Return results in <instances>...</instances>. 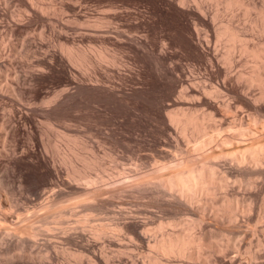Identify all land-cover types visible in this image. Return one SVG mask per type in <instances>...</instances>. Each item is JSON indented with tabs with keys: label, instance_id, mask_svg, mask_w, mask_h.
Returning a JSON list of instances; mask_svg holds the SVG:
<instances>
[{
	"label": "rangeland",
	"instance_id": "374dc122",
	"mask_svg": "<svg viewBox=\"0 0 264 264\" xmlns=\"http://www.w3.org/2000/svg\"><path fill=\"white\" fill-rule=\"evenodd\" d=\"M63 1H65V0H63ZM63 1L61 0L60 2H63ZM68 1L73 2L74 0H68ZM75 1H77L79 3L75 2ZM75 1L74 2L77 3L76 4L77 6L74 10L64 9L65 10L64 11L60 6L59 0L58 1L57 0H6V1L0 0V24H1L0 27H2L0 29H4L3 24H5L6 21L13 22V19H14L15 22H18L19 20H22V22L19 21L21 23L18 22L19 24H22V26H21L22 29H20L21 30L20 34L15 35V34L6 33V34H8L6 36V34L4 35V34L0 33V38L3 37L2 38L3 40L1 39L2 42L0 41L1 42L0 46L2 43H3V45L5 44L4 46L0 47V48H2L0 50H3V47H4L3 51H5V48L8 51V52L5 51L4 53H3V51H1L2 52L1 54H4L6 56L8 55V56H7V62L6 61L0 62V65H2V66H0V70H1L0 76L2 75L0 77V81L3 82V79H6V80L8 79V81L5 80L4 82H9V80L11 81L14 79H16V81H17L18 80L17 78L20 77L17 82L19 84V83H22V81L24 80L23 84H20V85H21V88L25 91L24 95L25 96L27 95L25 97L26 100L23 96L22 99H19L20 101L18 100V102L17 101L14 102V100H11L8 98H6V99L3 98V99H4V101L6 100V102L13 101L15 104L18 103V105H20L18 107H20L22 109H26L25 106L28 105L27 101H29V100H27L29 94H26V93H28V90H30L31 85L40 86L41 89L44 92H46L47 94L49 93V95L52 94V91L54 93V92H59L60 89L64 90V88L62 89L64 84H65L64 87L65 86L67 87V89L65 87L66 90H71V91L75 90V86H74L73 81L63 80L62 78L60 79L54 75H47V73L49 72V68L47 70H45V68H47V67L45 65H43L42 63H40L39 59H41L43 56L45 57V55H46L45 59L49 60V58L47 56H48V53H50V51H54L56 53L62 52V54L65 55V59H67V62L71 65L70 69L73 72L75 71L74 72L75 77H76L75 79L80 80L81 82L82 81L83 82L86 81V83L89 82L90 80L87 79V76L78 74L79 69H80L79 64L74 62V61L72 62L68 59L63 47L65 45H69V43L71 44L73 42L79 43L85 47L86 46L90 47V45H93L94 47H98L99 45L102 44V43H99V38L91 36V37L84 38L82 41H79L78 35H76V34H78L79 30H80V31L87 32V35H88L90 31L85 30V29H88L90 27L104 28L106 31L103 32V34L105 36L110 37V41L105 43L106 48H107L106 49V53H107L106 58L100 59L99 63L97 64L96 69H98L97 70L98 73H100V74L102 73V75H99V77L102 79V81H99V82H103V84H105V85H111L112 84L111 85L112 87H114L118 90H123L126 94H128L125 97L123 96V98H121V100L124 102H121L120 105L113 106V109L111 110V114H109L105 123H99L98 125H96V127L98 126L97 130L85 131L86 127L83 124L85 122V120L82 118H75L74 117V113H75L74 111H76V108H77L76 103L69 104V105L65 106L66 108L63 107L62 110H64V111L61 110L60 113L56 117L52 118V120L54 119L57 122L59 120V122L63 123L61 125L57 122L55 124V121H52V122L51 121L48 122L47 120L44 121L45 118L42 117L41 111L39 112V109H36L34 111L33 110L28 111V109H26L24 111H27V113L30 116V118L32 119L33 123L35 124V126L39 130H40V128H42V126L46 127V124L48 123V125H47V126H49L48 129H51V130H49L50 131V133H49L47 127L46 128L43 127L44 130H41V131H43V132L47 131L48 132V133L46 132V134L44 136L41 135L42 138L44 137L43 139H46L47 134H49L50 136L53 134L54 136L52 138H54L55 135H57L55 137V138H57V140L54 138L53 142L49 141V143H50L49 146H51L54 142L56 143V145L53 144L54 148L52 145L51 150H50L51 147H49V149H43V150L48 151V152L46 151L47 155L45 152L46 160H48V161H50V159H53V157H56L59 154L58 157L54 158L55 162L57 161L56 164L58 167V174H59V178H60L58 180L59 183L56 182L55 187L57 188L58 186H62L63 185L62 182H65L66 178L69 179L70 177H74L75 181L83 184V181H84L83 175H84V172H86L89 175H91V179H92L91 182L89 181L87 183L88 184L87 186H89L90 188H92L94 190H99V191L101 190L100 193H102V195L108 191V193H107L108 196H107V194L103 195V196L102 195L98 196V195H100V193H99L96 195V197H94L95 199L91 198L90 202L94 203V205L92 206L91 209L90 208L86 209V207L84 209V208H81V207H83V205H78L75 207L77 211L75 210L74 212H76V213H73V214L71 213V215L66 213L63 215L64 217L63 216L62 217L61 216H59V217L55 216L57 219L59 218L58 221L55 220L56 218L54 216H49V217H47L48 219H46V220L48 222V220L50 219L49 221L51 223L46 222L45 223L46 227L44 224H42V221H40V219L37 216V215L42 214V210H38L36 212L37 214L35 213L31 217H33L32 219H34V220L36 219L35 221L37 223H35V221H33V225L36 224L35 226H39V229L37 230L39 233L37 232L36 234H34L35 236L29 235V237L31 236L33 238L32 239L33 244H31V242H29V244H28L29 246L27 245V247H26L27 249L29 248L28 250H31L32 246L35 248L39 246L36 249H34V248L32 249L33 254L35 252L34 258H33V254H31L32 252L29 251V253L32 255L31 256L28 253V250L24 247L26 249V251H25V249H22L24 251V253H21L22 250L17 249L19 251H17V250L15 251V249H14L15 255H13V250H12V252H11L12 257L10 256L11 257L10 260L14 261L15 263L12 262L14 264H34L33 263L34 260L35 261L37 260L36 262L34 261L35 264H41V263H38L41 260L44 262L42 264H56L57 261H58V264H64L65 261H66V263L68 262L67 260H69V263H71V264L72 263L73 264H77V263L88 264L89 262H86L87 260L83 259V258H86L85 257L86 255L85 256L83 255L84 257L80 256V258H79V257H74L73 255H71L69 253L70 250H74L76 245L73 244L72 242H66L63 239V236L67 235L66 234L67 232H64V230L69 229L68 231H70V229H71V231H72V230L77 229L76 231H78V229H80V230H84V232H86V230H88V231L92 230L91 233L89 231V233L92 235L93 231L98 229L103 224H104L103 226L106 228V233L104 234V236H102L103 238L99 237L97 239V241H98L97 243H100V245L104 244L105 248H107L106 251L108 250L107 253L110 252V255L109 254L108 255L110 256L111 259L113 258L112 259L113 261L111 262L112 264H150L151 259H150L149 255L154 254L156 252L159 253L160 261H162L166 264H194V263L195 264H201V260L204 257L207 258L209 256L208 259H213V257L215 255H220L221 252H216V253L211 252L210 253L209 250L205 249V252H204V250H202V252L196 251L197 255L194 256L192 253L193 248L189 247L188 250L186 251L187 254L186 253L182 254V255H178L176 253L167 254V253H160L153 246H146L147 245L146 243L137 244V243L130 241L129 237L132 234L131 228H132L133 220L140 218V217L145 218L146 216H150L152 214L161 215L165 220H173L174 222H176L175 225L165 226L163 229H158V228L154 227L155 224H152L151 232L153 234H155L157 236V238L161 237L162 234L165 233V231L174 232V233L180 232L183 229V227H185V226H186L185 229L187 230V232L189 233L190 236H196V235L200 234L199 233L201 231L200 225H204L206 223L205 222L206 218L205 219L203 218L204 220L202 219L200 222L197 221L200 219V216H199L200 212L197 210L198 205H197V207H196V205L193 206V204L195 202L191 203L192 209L194 207L193 212L191 211L188 213L187 211H184V210L175 211V210H173V208H171V205L177 203L176 197L179 196V190H178L177 185H174L172 188H170L169 192L165 193L163 191H155V190H152L150 188V187H153L155 185H159V186L163 185V183L160 179H154V181H153V179H151L150 181L142 182V183H139L136 185H132V184L137 182V180H138L137 178L134 177L136 172L149 170L152 167H154L157 163L163 164V166H167L169 164L175 165L174 168L177 169L180 173L182 172L181 174H182L183 178L185 179L186 183H189L191 181L189 170H188L189 166L195 162H200V163L203 162V159L205 157V152H206L204 149L207 150L209 147H211L209 142H208V144H206L207 142H205L206 136H208V135L205 133L199 132V128H203V127L205 128L208 126V124H212L213 121L216 122L217 119L220 121L219 118H221V115L219 117L217 114L216 116H218V117H216L214 115L211 119L208 118V115L206 113H207V111H211V110H210V108L205 106L204 103H202L200 101L196 102L193 99L192 103L184 105V106L189 105L190 108L194 109L195 115L197 116L196 124H198V127L189 126L186 130V133L182 132L180 126H173L172 122L167 119L166 115H167L168 111L166 109H164V107L167 106L168 104L169 105L167 106V108L168 107H174V104H172V101H173L172 99H173V96L175 97L176 95L180 94V89L182 88V86H180V83L183 81V79L188 77V80L190 82H192V84H194L195 87H197L198 91L199 90L201 91V92L199 91L200 96L207 94L205 92L202 93V91L205 89H210L211 84L213 85V84H217V83H221V82H223L224 86H226V87L235 88L236 91L242 93L244 96L246 95V97L249 99L252 96V94H251L252 92L258 93V92L264 91V86H263L264 80H258V79L253 80V83L250 86L251 89L249 91H247V90L250 87L245 89L246 91L242 88L243 82H244L243 80L245 79V77H247L249 75V73L254 71L255 69L258 70L260 73L263 72L262 76L264 77V75H263L264 74V55H260V54L255 55V54L248 53V52L244 51L242 49V45L245 44L246 42H244L242 40V38L241 39L236 38L233 40V39H230L227 35L222 36L219 39L216 38L214 33L212 32V30H208L207 26L203 23V19L208 20V21L212 22L213 24L215 21L217 24H220V25L227 22L228 24H230L232 26L234 25L233 27L236 26L235 28L239 29V31L241 32L240 35L241 36L243 35L242 36L243 39L245 38L244 40H246L248 42V43H246L247 45L248 44L250 45L252 43V41L253 42H255V41L256 42H259V41L264 42V17H262L258 14V11L260 10V8L263 9V14H264V0H244V2L245 1L246 2L252 1V2L256 3V7H250V8H245L244 5L240 2V0H79V1L75 0ZM30 2H32L33 5L36 4L37 6H39L38 4H40L41 6L49 5L48 7L45 6L46 7L45 11L49 12L51 9L50 13L51 12H55V13H54V15H52V13H51L52 16L50 15V13H48L49 14L48 15L46 12L44 15L43 14L44 11L40 12V13L39 12L33 13L32 10L29 11V9H30L29 6L31 4ZM81 4L83 7L81 6ZM2 6L7 7V9H8L7 14L2 13V9H1ZM49 7H51V8H49ZM26 9L29 12L24 11ZM11 11H13V12H11ZM74 11H78V13L86 14L85 17L90 19V20H88L85 23H80L78 21H75L76 19L74 16L76 15V12L74 13ZM80 11H82V12H80ZM111 11H112V13H111ZM116 12L120 13V15H117L118 13L116 14ZM26 13L27 14L29 13L30 15H27ZM106 13H107V15H106ZM121 13H123V14H121ZM46 14L49 16V18H48V16L46 17ZM102 14L105 17L102 18ZM32 15H33V17H32ZM25 16H27V17H25ZM27 18H29V19H27ZM46 18L48 21L46 20ZM51 18L53 20L56 19V21L54 20V22H56V24H57V21H58V24L56 25L54 22H52ZM24 19H26L27 21H25ZM44 19H45V21H44ZM62 19H63V22H62ZM16 20H18V21H16ZM49 20H51V22ZM23 21H24V23H23ZM43 21H44V24L42 23ZM61 22L62 23L65 22L66 25L68 24L67 27H65V29H64V31L66 32L65 35L62 34V31L58 35L59 31L61 29L63 30V28L57 27V26H59V24ZM88 22H89V24L87 25ZM51 23H53L55 25L54 26L52 24L55 27V28H53V30L51 28V27H53V26H51ZM69 23L71 24V26ZM98 23L101 25H98ZM216 23L214 25H217ZM45 24H46V26H45ZM76 25H78V27ZM28 26H30V27H28ZM217 26H219V25H217ZM26 27H28V29H26V31H25ZM44 27L46 29H44ZM56 27L58 29H56ZM48 28H49V30H48ZM50 28H51V30H50ZM42 31H43V33H42ZM64 31H63V33H64ZM12 35H14V36H12ZM138 37L140 39L143 38V40L145 39L147 44L150 43L149 41L155 42V45L153 46V49H152V54H149V53L144 51V56L148 55L147 57H145L148 59L147 62H144V61L140 60L139 58H137L135 51L132 50V47H129V44H135L136 46H138V48H141V49L144 48L143 46L141 47V45L138 44V42L135 43L136 39H139ZM4 38H6V41ZM27 38H28V40H26V41H28V42L30 40H32L30 42H32L33 45L32 46L29 45L30 47H28V46L24 47V43H23L24 41L23 40L27 39ZM33 38L35 41L33 40ZM58 38H60V40H61L60 44H59ZM114 38H116V40H118L121 44L116 45L115 43H113L112 39H114ZM208 38H209V42H208ZM39 39H40V41L44 40V42L40 43L38 41ZM64 40L68 44L63 45ZM257 40H259V41H257ZM9 42H11V43L9 44ZM229 42H232L234 45L233 50L232 51L230 50L231 51L230 56H231L232 60H230L231 62H228V64L230 63L229 64L230 66L232 64L231 67L229 65H227V63L224 59V57L226 55L227 45ZM12 44L17 49V51H16L17 53L15 52V54L14 53L11 54L12 51L9 48ZM35 44H39L40 47H39V45H35ZM6 45H7V47H6ZM34 45H35V48H34ZM60 45H62V49H61ZM213 45H214V47H213ZM202 46H204V47H202ZM212 47L213 48L216 47V49H214V51H213ZM60 50H61V52H60ZM19 51H20V53L18 54ZM44 51L46 54L44 53ZM46 51H49V52L47 53ZM163 51L165 52L164 58L161 60V64L158 65V67H159L158 68L157 65L154 64L155 59H153L154 58L153 54L154 53H156V54L161 53ZM139 52H141V51H139ZM39 53H41V54H39ZM209 54L212 55L211 62H209L207 60V56ZM11 55H13V57L18 55V57L16 56L17 58H15V57L13 58ZM41 55H43V56H41ZM112 55L117 59L115 62L109 61V60H111ZM133 55H134V57H133ZM40 56H41V58H40ZM9 58H11L13 60L11 61V59H9ZM35 58H39V59H37L38 61ZM14 59L15 60L18 59V61L20 62L19 63L18 61H16V64L19 63L18 64L19 67L16 66V64H14L15 63ZM224 61H225V63H224ZM9 62L10 63L13 62V63L9 64ZM102 65L104 66V68ZM6 66H8V67H6ZM160 66H161L163 72L160 70ZM13 67H15V68H13ZM98 67H100V68H98ZM107 67L109 69H107ZM15 69L17 71L19 70L20 72L19 71L17 72ZM99 69H100V72H99ZM29 70L34 71V72L31 71L32 75L30 74L31 72ZM231 70H232V72L230 73ZM25 71L28 72L27 73L28 76L24 74V73H26ZM42 71H43V73H42ZM76 71H78V72H76ZM225 71H226V73H225ZM234 72H236V73H234ZM13 73L15 76L17 75V77H15V76L13 77L12 76ZM227 73H229V76ZM237 73L240 74L242 77L238 76ZM37 74H42L45 76H43V78L38 80L35 78V75H37ZM4 75H5V77H4ZM6 75L12 76L13 78L12 77L7 78ZM24 75H25V77H24ZM93 75H94V73H92V75H90V76H93ZM224 75H226V76H224ZM78 76H79V78H78ZM26 77H29V78H26ZM225 77H226V79L224 80ZM103 78H106V79L108 78L109 80L108 79L105 80ZM106 81H107V83H106ZM9 83L13 84L12 81ZM67 85H69V86H67ZM49 87H50V89H49ZM52 87L55 89H53ZM58 87H60V89L56 90ZM221 87L222 86H220V88H219L220 91L217 92V95L219 93V95L217 97L215 94H213V95L207 94V96L209 95V97L212 98L211 101H214V104H213L214 107H218V105H219L218 108L222 107L221 110H223L224 113L226 112V108H228V109L230 108V107H228V104H230L231 108L229 110L227 109L228 111H230V114H228L229 117H232L231 113L233 114V116H234V113L235 114L237 113L234 116V117L237 116L235 118V120L237 119L236 122H242V123H241V125H239L238 123H237L238 125L236 124L235 126L231 125L232 127L227 123H222L221 126L224 125L227 128V130L226 129L224 130L225 127L223 126L224 128H223V130L221 129V131L222 132L225 131L227 133L223 132V133H219V134L220 135L221 134H228L230 132L229 134L232 133L231 135H234V136H233V138L231 137L229 140H231V139L234 140V138L237 137V139H235V140L237 141V143L240 142L239 144L248 143V144L252 145L254 140L264 139V136H263L264 135V124H263L264 120H261V119H264V117H260V119H252L253 117L251 116L250 109L244 104L240 105L242 103L235 101V99L232 97V95H230V93H228V91L225 88H223V87L221 88ZM31 88H32V86H31ZM118 97H121V96L118 95ZM167 99H168L169 103L166 102ZM24 101L26 102L25 105L23 104ZM0 102L2 103V100H0ZM225 102L227 105L225 104ZM199 104H200V106H198ZM98 105H100V104H98ZM1 106H3V105L0 104V117L1 116L6 117L7 111H9L8 105L6 104V107H5V104H4V106L2 108H1ZM98 107L102 108V105H100ZM4 109H7V110L5 111ZM157 110H160V114L162 115L161 119L158 118L155 114V112ZM3 111H4V113H3ZM98 112H101V111L99 110ZM227 113H226V116H227V120H228L230 118H228ZM1 114H3V115H1ZM238 116H239L241 121L239 120ZM40 117H42V119ZM58 117H59V119H57ZM61 117H63L64 119ZM156 118H158V119H156ZM65 120H66V122H65ZM78 120L80 122H78ZM117 120H119L121 122H119ZM0 121H1V119H0ZM36 121H38V122H36ZM219 121L216 123L218 124ZM65 123H67L68 125H66ZM37 124H39V125L37 126ZM52 124L54 125V128H53ZM64 124L66 127H70V128L75 127L76 132L74 134L77 136H90L92 139V142L94 140V146H95L94 151L92 149H90L89 147L84 146L83 143L80 141H76V142L72 141L73 136H71V135H67V134L61 135L60 131L65 127ZM167 125L168 126L171 125V126H173V128H167ZM3 126L4 125L2 124V121H1L0 122V149L6 147V150L2 149L6 153H9L10 149H12L14 151L13 152L14 154L16 153L17 150H18L17 153H19L21 151L20 149L23 148V146H20V145L17 146L15 144V142H16L15 138L17 135L10 137L11 135H8V132L6 131V129H7L6 126H4V127ZM57 126H59L58 128L61 127L59 129V131L57 129ZM229 127H230V129H229ZM233 127H236V129ZM228 129L229 130L232 129V130L229 131ZM234 129L235 130L238 129V131L241 132V133L239 132V134H242V135L237 134V131L235 133ZM104 130L108 134L103 132ZM6 132H7V137L5 134ZM58 132H59V135H58ZM24 135H26V134L22 135L24 137L23 138L21 136V134H19L18 139L20 141H22V139H23L24 142H22V143H24V144H26V142L29 143L27 140V137H25ZM251 135H253V136H251ZM47 137H48V135H47ZM5 138L7 140H5ZM52 138L51 139L47 138V140H52ZM13 140H15V141H13ZM229 140L224 141L225 143H223V144L217 140H215L216 143L214 142V140H212L211 143L213 145L217 144L219 146V148L221 146V147L228 150V149H230L229 146H231L229 144H231V143L234 144V142H236L235 140L234 141L231 140L230 142H228ZM10 141H11V143H10ZM57 141H59V142H57ZM12 142H14L13 143L14 145H12ZM51 142H52V144H51ZM226 142H227V144L229 143L228 144L229 146L226 145ZM60 143H61V145H59ZM71 144H73V145H71ZM175 144L176 145L178 144V146H176ZM203 144H206V146L207 145H209V146L206 147ZM11 145L14 146L15 149ZM57 145H59V146H57ZM61 146H63L62 147L63 149L61 148ZM71 146L73 149H77V154L75 155L76 160H75L74 170H71L68 166V163L64 162L62 160V158L60 157L61 156L60 153L69 154V152L72 149ZM73 146H76V147H73ZM203 146H205V147H203ZM216 146L211 147V149L212 148L216 149L218 147V146L217 147ZM9 147H11V148H9ZM201 147H202V149H201ZM55 148H57V150L59 149L62 151L60 152L58 150L59 151L58 152ZM66 148H69V149H66ZM7 149L9 152H7ZM12 150H11V153H12ZM55 150H56V153L53 154V152H55ZM65 150H67L66 153H64ZM209 150H210V148H209ZM50 151H52V153ZM11 153H9V154H11ZM253 153L256 155H259V156H261V154H262V156H264V153L261 151H258V150H255V152H253ZM51 154H53L55 156H52V158H51ZM248 154L252 157V155H251L252 153L248 152ZM6 156L7 155H5V154H2V153L0 154V180H2V181H0L1 182L0 187H2V188H0L1 189L0 192L2 194L4 193L3 195L7 194L6 197H9V195L11 194V197H13L12 195H14V196H17L16 198L18 199V197L21 196L18 200V203H17L18 205H24V203H27L26 198H29L31 201H34V199H36V197L38 199V196L39 197L42 196V198H44V196H45V194L43 196L44 192L46 193V191H47V193H46V195H47L48 191L50 192L52 190V188H55L54 186L51 188V186L49 187L48 185L47 186L43 185L44 187L43 186H36V185H34V178H32V177L27 178V181H22L23 184H21V181L19 182V178H17V177H19V175L17 176V174H19L17 169L14 168L13 166H11L12 164H10L11 162L9 163L10 160H8L9 156H7L8 159H6L7 158ZM59 157H60V161H59ZM221 159H222V162H224L225 166L233 165V166H237V167H242L246 163L247 164L251 163V161L238 162L231 155L223 156ZM252 159L255 160L256 158L252 157ZM263 163L264 162H262V166L264 167ZM10 166H11V169L13 168V172L10 169ZM8 169H9V171H7ZM3 170L6 172H4ZM14 172L16 175H14ZM4 173H6V175H7V173H9L10 175L11 174H13V175L9 176V174H8L7 176L10 177L11 179L10 178L7 179L6 175H4L5 177L2 176V174H4ZM221 174H224L223 170H220L219 175H221ZM242 175L243 174L236 172V175H232V176L227 177L228 182L230 184L237 185L238 181H240L241 183H244L243 185H245V187H250V186L255 185L254 180L251 177H249V175H243V176ZM12 178H14L15 180ZM238 178L239 179L241 178V179L239 180ZM245 178H247V180H245ZM248 178H250V179H248ZM9 179L13 180V182L14 181L15 182L14 183L11 181L7 182V180L9 181ZM263 179L264 178L262 176V178H260V180H262L261 182L264 184ZM7 183L10 185V187L15 184L12 187L15 188L16 191L11 187V190H14L15 192L13 191V193H10L11 190L9 188V185H7ZM24 183L26 184L27 187L24 185ZM249 183H251V184H249ZM5 184L9 188L8 189L6 187V189L9 190L8 193H7V190H5V189H4L5 191L2 190L3 188H5ZM16 184L21 185V187L23 186L24 188L16 186ZM263 184L261 185L263 187V189L261 190L260 199H259V209L262 211V214H261V217L259 219H249L248 218V212L249 211L246 209V205L250 201V197L248 196L247 188L246 189L243 188L239 193L240 195L237 194V197L240 200L238 199V202H237L238 204L236 207V213L237 212L238 213L236 215H238L240 217L239 224H240L242 233L239 232V235L241 236L242 243L240 241L241 239L239 238L240 240L238 243L241 245L240 246L237 243L238 239L236 237V243H234L233 245H234V247L238 248L237 252H238V254L240 253L239 259L243 263H246V264H259V263L264 264V255H263L264 254V229H263L264 228V186H263ZM18 187H19L18 190L22 191V195H21V191L19 192L17 190ZM47 187H49L50 189ZM43 188H45V189H43ZM105 189H107V190H105ZM102 190L103 191L105 190V192H102ZM243 190H246V191H243ZM23 191H24V193H23ZM41 191L43 192L42 194H40ZM224 191H225V188L223 186H216V185H214L213 187L200 186L199 188H197V190H190L189 194H190L191 199L196 200L197 202H199L203 206H206L208 204V202L210 200H212V198H213V200L210 202H213L215 197L221 196L222 199H220V200H223V201L227 200L226 198H225V200L223 198V196L225 195ZM14 193H16V195ZM18 195H20V196H18ZM105 196L107 197L106 201L98 200V198L105 197ZM32 197H34V199ZM210 197H212V198L210 199ZM228 197L230 198L232 196H228ZM242 197H243V199H242ZM16 198L14 197V199H12V200H11V198L10 199L8 198V200H11L14 205H17L16 204L17 201H15V203H14V200ZM42 198H40L38 200H42ZM78 198L82 199L83 195L82 194L78 195ZM22 199L24 200V202ZM181 199L183 200V197ZM207 199H209V200H207ZM247 200H249V201H247ZM21 201H22V203H21ZM243 204H244V206H243ZM13 206L11 207L12 209L9 208V210L11 209L10 211L13 212V215L17 218L23 217V214L22 215H21V213L19 214V210H15L13 208ZM79 206H81V207H79ZM195 208L198 212H196ZM177 212H179V213H177ZM38 213H40V214H38ZM223 213L225 215L227 214L228 218H231L230 213H228V212H223ZM19 215H20V217H19ZM35 215L37 216V218H34ZM66 216H71L73 221L71 220V217H68V219L70 220V221H68ZM83 217H85V218H83ZM62 218L63 219L65 218L64 221L62 220ZM37 219H39V221ZM51 219H54V220H51ZM56 221H57V223H56ZM61 221H63V222H61ZM181 221H185V223H181ZM38 223L41 225H38ZM1 224H4V222L3 223L0 222V225ZM68 224L71 226L74 224L75 225V226L73 225L74 229H73V227L70 228L71 226L69 227ZM149 225H151V224H149ZM47 226H49L50 228L49 227L47 228ZM44 227H45V229L46 228L47 229L45 230ZM240 227H239V229H240ZM83 228H85V229H83ZM42 229H43V232H42ZM244 229L247 232L248 231L249 232L245 233L243 236V230ZM105 236H107L108 238H111V240H113V241H115L114 239H118V240H116V242L112 241L111 243H108V241L104 239V238H107ZM38 238H39V240H38ZM47 238H49V239H47ZM79 238H80V241L84 242L83 237H79ZM81 238H82V240H81ZM102 239L105 241L102 242L103 241ZM225 239L226 238H222L221 240L225 241ZM42 240H44V241H42ZM48 240L52 242V245H50L51 243ZM41 241L44 243V246H43V243ZM40 243H42V244H40ZM105 243H106V245H105ZM96 245L98 246V244H96ZM2 247L3 246H0V256H2L3 258L7 257L6 259L4 258V260H2V262L6 261V263L8 262L7 264H9V263L12 264L9 261V257H8V255H10V253L7 255V253L3 252L4 250L1 249ZM47 247H49V248L51 247L50 248L51 250ZM3 248H5V246ZM48 250H49V252H47ZM239 250H240V252H239ZM235 251L233 250V253H235ZM255 251H257L256 254H253ZM18 252L21 253L22 255H24L27 252L25 254L27 256L21 257L20 256L21 254L18 255ZM43 252L44 253L46 252L45 253L46 255L51 254L50 255L51 260L48 256H46V255L43 256L44 255ZM36 253L39 254V257H38V255L36 256ZM55 253H57V255ZM3 254H6V255H3ZM53 254L55 255V257ZM64 255H65V257H64ZM112 255H114V257H111ZM13 256H14V258L16 257L15 258L16 260H14ZM17 256H18V258H17ZM30 256H31V258H30ZM57 256H58V258H57ZM248 256H250V257H248ZM36 257L38 259H36ZM44 257L49 258V260H47V259L46 260L51 261V263L50 262L47 263V261H45ZM3 258L0 257V259H3ZM39 258H41V259H39ZM78 258H79V260H78ZM224 258L226 259L227 256H224ZM20 259H22L23 262ZM82 259H83L84 263H83ZM38 260H40V261H38ZM61 260L64 263L63 262L61 263ZM74 260H76V262ZM16 261H18V262L16 263ZM19 261L22 263H19ZM29 261H30V263H29ZM79 261H81V262H79ZM0 262H1V260H0ZM2 262L0 264H4V262L3 263ZM69 263H67V264H69Z\"/></svg>",
	"mask_w": 264,
	"mask_h": 264
},
{
	"label": "bare ground",
	"instance_id": "6f19581e",
	"mask_svg": "<svg viewBox=\"0 0 264 264\" xmlns=\"http://www.w3.org/2000/svg\"><path fill=\"white\" fill-rule=\"evenodd\" d=\"M6 1V0H5ZM58 1V0H57ZM61 0H59V3H60V6L61 8L64 10V9H67V10H74L76 8V4L79 3L77 1V3H75L74 1H63V2H60ZM79 1V0H78ZM240 2L244 5L245 8H250V7H256V3L255 2H244V0H240ZM32 4V2H30ZM35 3V2H34ZM55 3V2H54ZM29 6V11L32 10L33 13H40V12H43L44 11V15H45V12L48 14L50 13L51 9L49 12L45 11V8L48 7L49 5H43L41 6L40 4H38L39 6H37L36 4L35 5H31ZM82 6V4H81ZM9 7V6H8ZM83 7V6H82ZM26 8V7H25ZM51 8V7H49ZM60 8V9H61ZM79 8V7H78ZM2 13L3 14H7L8 12V9L7 7L5 6H2ZM54 9V8H53ZM52 9V10H53ZM61 9V10H62ZM12 10V9H11ZM48 10V9H47ZM55 10V9H54ZM66 10V11H67ZM77 10V9H76ZM24 11H28L27 9L24 10ZM28 11V12H29ZM65 11V10H64ZM83 11V10H82ZM80 11V12H82ZM13 12V11H11ZM10 12V13H11ZM76 12V15L74 16L75 17V21H78L80 23H85L87 22L88 18L85 17L86 14H83V13H78V11H74V13ZM119 12V11H118ZM116 12V14L118 13ZM121 12V11H120ZM31 13V12H30ZM52 15H54L55 12H51ZM50 13V15H51ZM73 13V12H72ZM86 13V12H85ZM109 13V12H108ZM112 13V11H111ZM25 14V13H24ZM27 14V13H26ZM42 14V15H43ZM46 14V17L49 15ZM105 14V13H104ZM123 14V13H121ZM258 14L262 17H264V14H263V9L260 8V10L258 11ZM27 15H30L29 13ZM51 15V16H52ZM107 15V13H106ZM117 15H120V13H118ZM50 16V17H51ZM56 16V15H55ZM54 16V17H55ZM95 16V15H94ZM27 17V16H25ZM30 17V16H29ZM33 17V15H32ZM59 17V16H58ZM105 17L103 16L102 14V18ZM111 17V16H110ZM207 17V16H206ZM49 18V16H48ZM16 19V18H15ZM22 19V18H21ZM29 19V18H27ZM58 19V18H57ZM25 21H27L26 19H24ZM47 20V18H46ZM52 22H54V20L56 21V19H52ZM51 20H49L51 22ZM210 20V19H209ZM215 20V19H214ZM213 20V21H214ZM18 21V20H16ZM22 22V20H19ZM18 21V22H19ZM30 21V20H29ZM42 21V20H41ZM45 21V19H44ZM44 21L42 22L44 24ZM48 21V20H47ZM212 21V20H211ZM15 22L14 19H13V22H8L6 21L5 24H3V28L4 29H0V33L1 34H6V33H9V34H20L21 30V26L22 24H19L21 22ZM62 22H63V19H62ZM60 23L59 26L57 27H60V28H63V30L59 29V33L58 35L61 33L62 31V34L65 35V27H67V25L64 23ZM99 22V21H98ZM231 22V21H230ZM24 23V21H23ZM33 23V22H32ZM49 23V22H48ZM56 24V22H54ZM203 23L207 26V29L208 30H212V32L214 33L215 37L216 38H220L222 36H225L227 35L230 39H241L248 43L246 40L243 39V35L241 36V32L239 31V29L233 27L232 25L228 24L227 22H225L224 24H217L215 21H214V24L216 23L217 25H214L212 22L208 21V20H204L203 19ZM232 23V22H231ZM29 24V23H28ZM53 23H51V26ZM57 24H58V21H57ZM56 24V25H57ZM70 24V23H69ZM77 24V23H76ZM89 24V22L87 23V25ZM91 24V23H90ZM92 25V24H91ZM98 25H101L98 23ZM105 25V24H104ZM1 26V24H0ZM43 26V25H42ZM46 26V24H45ZM55 26V25H54ZM51 27L52 30L53 28L55 27ZM71 26V24H70ZM78 27V25H76ZM30 27V26H28ZM28 27L25 28V31L26 29H28ZM56 27V29H58ZM89 27V26H88ZM2 28V27H0ZM24 28V27H23ZM50 28V30H51ZM44 29H46L44 27ZM76 29V28H75ZM43 30V29H42ZM49 30V28H48ZM83 30V29H82ZM85 30H89V34L87 35V32L85 31H80L79 30V33L76 34L78 35V39L79 41H82L84 38L86 37H97L99 38V43H102L101 45H99L98 47H94L93 45H90V47L88 46H83L79 43H69V45H65V44H68L65 40H64V44L65 45L63 48H64V51L66 53V56L68 57V59L70 61H74L76 63L79 64V73L78 74H81V75H85L87 76V79H89L90 81L86 83V81H80V80H76L75 78V71L73 72L70 67L71 65L67 62V59H65V55L62 54L61 50L60 52L61 53H56L54 51H50V53H48L49 51H46L48 53V58L49 60H46L45 57L43 55L42 58L40 56L41 59L39 58H35L36 60L39 59V62L42 63L43 65H45L47 68H45V70H47L49 68V72L47 73V75H54L58 78H62L63 80H69V81H73L74 82V86H75V90H66L64 85L62 87V89L64 88V90H61L60 87H58L56 90L60 89L59 92H54L52 91V94L49 95V93L47 94L46 92H44L40 86H34V85H31L30 86V90H28V93L26 94H29L28 95V99L29 101H27L28 105L25 106L26 109L29 110H36V109H39V112L41 111V115L45 120H47L48 122L49 121H55L54 119L52 120V118L56 117L60 111L62 110L63 107L69 105V104H72V103H76L77 105V108H76V111H74V117L75 118H82L85 120V122L83 123L86 127V130L85 131H94V130H97V127L96 125H98L99 123H105V121L107 120L109 114H111V110L113 109V106L115 105H120L121 102H124L121 100V98H123V96L125 97L126 94L123 90H118L114 87H112L111 85H105L103 84V82H99V81H102V79L99 77V75H102V73H98V69L97 68V64L99 63V60L100 59H104L106 58L107 56V53H106V45L105 43H107L108 41H110V37L108 36H105L103 34V32H105L106 30L104 28H97V27H90L88 29H85ZM118 30V29H117ZM56 31V30H55ZM54 31V32H55ZM64 31V33H63ZM77 31V30H76ZM109 31V30H108ZM115 31V30H114ZM51 32V31H50ZM118 32V31H117ZM23 33V32H22ZM43 33V31H42ZM76 33V32H75ZM116 33V32H115ZM8 34H6L7 36ZM119 35V34H118ZM14 36V35H12ZM59 37V36H58ZM210 37V36H209ZM3 37L0 38V41ZM139 38V37H138ZM215 38V39H216ZM5 41H6V38H4ZM36 39V38H35ZM43 39V38H42ZM59 39V44L61 43V40L60 38ZM136 39V38H135ZM198 39V38H197ZM3 40V39H2ZM8 40V39H7ZM27 39H24L23 43H24V47L28 46L30 47L29 45H33L32 40H30L29 43ZM34 40V38H33ZM76 40V39H75ZM147 40V39H146ZM9 41V40H8ZM35 41V40H34ZM40 43L41 42H44L43 41H40V39L38 40ZM113 43H115L116 45H120L121 43L116 40V38L112 39ZM121 41V40H120ZM207 41V40H206ZM255 41V40H254ZM259 41V40H257ZM2 42V41H1ZM0 42V43H1ZM38 42V43H39ZM46 42V41H45ZM63 42V41H62ZM66 42V43H65ZM138 42V44L141 45V47L143 46L144 48H138V46H136L135 44H129V47H132V50L135 51L136 53V56L137 58H139L140 60L144 61V62H147L148 59L145 58L147 56H144V51L149 53V54H152V49H153V46L155 45V42L153 41H149L147 44L145 39L143 40L142 39H136L135 43ZM208 42H209V38H208ZM11 42H9L10 44ZM47 43V42H46ZM206 43V42H205ZM243 44L242 45V49L248 53H252V54H255V55H264V42L262 41H259V42H253L249 45L247 44ZM8 44V43H7ZM16 44V43H15ZM147 44V45H146ZM207 44V43H206ZM210 44V43H209ZM214 44V43H213ZM5 45V44H4ZM3 43L1 44V46H4ZM35 45H39V44H35ZM35 45H34V48H35ZM47 45V44H46ZM123 45V44H122ZM0 46V47H1ZM10 46V45H9ZM43 46V45H42ZM160 46V45H159ZM7 47V45H6ZM38 47V46H37ZM40 47V45H39ZM38 47V48H39ZM61 49H62V45H60ZM120 47V46H119ZM124 47V46H123ZM204 47V46H202ZM214 47V45H213ZM212 47V48H213ZM10 50L12 51L11 54H15V52L17 51L16 47L12 44L10 47ZM33 48V47H32ZM47 48V47H46ZM234 48V45L232 42H229L228 45H227V49H226V55L224 57L227 65L228 62H231L230 60L231 59V54L230 52L233 50ZM2 49V48H0ZM19 49V48H18ZM37 49V48H36ZM202 49V48H201ZM215 48H213V51H214ZM3 50H4V47H3ZM3 50H0V62H4L6 61L7 62V56L4 55V54H1ZM9 50V49H8ZM26 50V49H25ZM48 50V49H47ZM55 50V49H54ZM57 50V49H56ZM231 50V51H230ZM5 51L6 48H5ZM3 51V53L5 52ZM35 51V50H34ZM141 51V52H139ZM8 52V51H7ZM6 52V53H7ZM10 52V51H9ZM22 52V51H21ZM216 52V51H215ZM17 53V52H16ZM20 53V51L18 52V54ZM45 53V51H44ZM154 53V52H153ZM164 51L161 52V53H154L153 54V59H155V62L154 64L157 65H160L161 64V60L164 58ZM214 53V52H213ZM41 54V53H39ZM46 54V53H45ZM134 54V53H133ZM22 55V54H21ZM135 55V54H134ZM133 55V57H134ZM13 57V55H11ZM18 57V55H16ZM16 56H14L15 58H17ZM135 56V57H136ZM216 56V55H215ZM214 56V57H215ZM233 56V55H232ZM13 57V58H14ZM36 57V56H35ZM120 58V57H119ZM11 59V58H9ZM19 59V58H18ZM18 59H14L15 63L16 64V61H18ZM211 59H212V55L209 54L207 56V60L209 62H211ZM13 59H11L12 61ZM117 59L112 55V58L111 60H109L110 62H115ZM38 61V60H37ZM224 61V63H225ZM19 62V61H18ZM38 62V63H39ZM233 62V61H232ZM13 62H9V64H12ZM20 63V62H19ZM18 63V64H19ZM22 63V62H21ZM16 64V66L19 67V65ZM6 65V64H5ZM4 65V66H5ZM8 65V64H7ZM2 66V65H0ZM41 66V65H40ZM103 66V65H102ZM141 66V65H140ZM230 66V65H229ZM232 66V64H231ZM230 66V67H231ZM8 67V66H6ZM165 67V66H164ZM227 67V66H226ZM12 68V67H11ZM15 68V67H13ZM100 68V67H98ZM104 68V66H103ZM114 68V67H113ZM159 68V67H158ZM229 68V67H228ZM227 68V69H228ZM5 69V68H4ZM8 69V68H7ZM18 69V68H17ZM41 69V68H40ZM43 69V68H42ZM107 69H109L107 67ZM115 69V68H114ZM14 70V69H13ZM16 70V69H15ZM34 70V69H33ZM31 70V71H33ZM44 70V71H45ZM102 70V69H101ZM160 70L163 72L161 66H160ZM171 70V69H170ZM226 70V69H225ZM230 70V69H229ZM228 70V71H229ZM1 71V70H0ZM17 71V70H16ZM19 71V70H18ZM17 71V72H18ZM30 71V70H29ZM30 71V72H31ZM111 71V70H110ZM16 72V73H17ZM20 72V71H19ZM26 73H24L25 75H27V71H25ZM34 72V71H33ZM46 72V71H45ZM78 72V71H76ZM99 72H100V69H99ZM102 72V71H101ZM116 72V71H115ZM118 72V71H117ZM232 72V70L230 71V73ZM6 73V72H5ZM15 73V74H16ZM43 73V71H42ZM92 73H94L93 76H90L92 75ZM226 73V71H225ZM236 73V72H234ZM263 73V72H262ZM262 73H260L258 70H254L252 72L249 73V75L247 77H245V79L243 80V86L242 88L245 90L247 88H249L251 86V84L253 83V80L254 79H258V80H264V77L262 76ZM18 74V73H17ZM32 75V72L30 73ZM29 74V75H30ZM118 74V73H117ZM210 74V73H209ZM228 76H229V73H227ZM238 74V73H237ZM236 74V75H237ZM24 75V77H25ZM104 75V74H103ZM264 75V74H263ZM2 76V75H1ZM0 76V77H1ZM7 76V75H6ZM13 77L15 76L14 73L12 75ZM12 76H7L8 77H12ZM20 76V75H19ZM28 76V75H27ZM43 76L45 75H42V74H37L35 75V78L40 80L41 78H43ZM226 76V75H224ZM238 76H241L240 74H238ZM5 77V75H4ZM12 77V78H13ZM17 77V75L15 76ZM81 77V76H80ZM106 77V76H105ZM237 77V76H236ZM242 77V76H241ZM20 77H18L17 79L19 80ZM26 78H29V77H26ZM79 78V76H78ZM85 78V77H84ZM223 78V77H222ZM238 78V77H237ZM240 78V77H239ZM82 79V78H81ZM86 79V78H85ZM105 80H107L106 78H103ZM174 79V78H173ZM181 79V78H180ZM190 79V78H189ZM226 79V77L224 78V80ZM2 80V79H1ZM6 79H3V82L0 81V100H2V103L0 102L1 105L4 106L5 104V107H6V104L8 105V110L7 111V116L6 117H0L1 121H2V124L4 126H6V131L8 132V135H11L10 137L12 136H16L15 140V144L17 146H23V148H21L20 152L14 154L13 150L10 149L8 151L7 149V152L11 153V150H12V153L9 154V153H6L4 150H6V147L5 148H2L0 149V154H5L7 156H9V159L8 157L6 159L10 160L9 163L12 164L11 166H13L14 168L17 169L18 173L17 176L19 175V182L21 181V184L22 181H27V178L29 177H32L34 178V185L36 186H43V185H48L49 187L51 186V188L54 186L55 187V184L56 182H58V180L60 179L59 178V174H58V167H57V164L54 160V158L58 157L59 154L56 156V157H53V159H50V161L46 160V155H47V150H43V149H49V147H51L53 144L56 145V143L53 142V139L57 136L55 135L54 138H52L54 135L52 134L51 136L49 134L48 137L46 135V139H43L41 135H45L46 132L44 131H41V130H44V128L48 127V123L46 124V127L42 126V128H40V130L35 126V124L33 123L32 119L30 118V116L28 115L27 111H24L26 109H22L18 106V103L15 104L14 102L17 101L19 99H22V97L24 96V98L27 96L24 95L25 91L21 88V85L20 84H23V81L22 83H19L18 84V80L16 81V79L14 80H11L13 82L12 83H9L11 82L9 80V82H4ZM104 80V81H105ZM109 80V79H108ZM8 81V79L6 80ZM223 81V80H222ZM20 82V81H19ZM45 82V81H44ZM57 82V81H56ZM107 83V81H106ZM183 83V84H182ZM215 83V82H214ZM148 84V83H147ZM58 85V84H57ZM226 85V84H225ZM69 86V85H67ZM180 86H182V88L180 89V94L179 95H176L175 97L173 96V101H172V104H174V107H168L165 106L164 109H166L168 112H167V119L170 120L173 124V126H180L181 130L183 133H186V130L189 126H194V127H198V124H196V120H197V116L195 115V112H194V109L193 108H190L189 105L187 106H184L185 104H189V103H192L193 99L198 102H202L205 104V106H207L208 108H210L211 111H207V115H208V118H212L214 115L216 116L218 114V116L220 117L221 115V118L220 121L217 119L216 122L219 121V123L217 124L216 122L213 121L212 124H208L207 127H203V128H199V132H202V133H205L207 134L208 136H206V139H205V142H207L206 144H208V142L210 143V146L211 147H214L216 145H213L211 143L212 140H217V141H220V143H225L224 141H227L229 140L231 137L233 138L234 135H231V134H219V133H223L225 131H221V129L223 130L224 127L221 126L222 123H227L229 124L230 126L233 125L235 126L237 123L239 125H241L242 122H236L237 119L235 120V118L237 117H234L236 114L234 113V116L233 114L231 113L232 117H229L228 114H230V111H228L231 106L230 104H228V107H230L229 109L226 108V112L224 113L223 110H221V108H218V107H214V101H211L212 98L209 97L210 94H215L216 97L219 95H217V92L220 91L219 88L220 86H222L223 88H225L228 93H230V95H232V97L235 99V101L239 102V103H242L240 105H246L250 111H251V116L253 117L252 119H260V117H264V91L262 92H258V93H251L252 96L251 98H247L246 95L244 96L242 93L236 91L235 88L233 87H226L224 86L223 82L221 83H217V84H211L210 86V89H205L202 91L209 94L207 96V94H204L202 97L200 96V92L198 91L197 87L194 86V84H192V82H190L188 80V77H186L185 79H183V81L180 83ZM264 86V85H263ZM116 87V86H115ZM145 87V86H144ZM151 87V86H150ZM209 87V86H208ZM221 87V88H222ZM48 88V87H47ZM53 88V87H52ZM69 88V87H68ZM143 88V87H142ZM148 88V87H147ZM46 89V88H45ZM50 89V87H49ZM55 89V88H53ZM52 89V90H53ZM132 89V88H131ZM251 89V87L247 90L249 91ZM55 90V91H56ZM246 91V90H245ZM27 92V91H26ZM30 92V93H29ZM144 92V91H143ZM119 93V94H118ZM142 93V92H141ZM199 94V95H198ZM248 94V93H247ZM118 95H120L121 97H118ZM139 95V94H138ZM128 97V96H127ZM8 98V99H11V100H14L11 101V102H6V100L4 101V99ZM7 99V100H8ZM216 99V98H215ZM233 99V100H234ZM26 100V98H25ZM214 100V99H213ZM218 100V99H217ZM20 101V100H19ZM23 101V100H22ZM194 101V102H195ZM219 101V100H218ZM168 102V99L167 101ZM223 102V101H222ZM20 103V102H19ZM25 101L23 102V104L25 105ZM126 103V102H125ZM169 103V102H168ZM171 103V102H170ZM218 103V102H217ZM229 103V102H228ZM102 105V108H99L98 106ZM226 104V102H225ZM236 104V103H235ZM234 104V105H235ZM75 105V106H76ZM196 105V104H195ZM227 105V104H226ZM237 105V104H236ZM239 105V104H238ZM1 106V108L3 107ZM200 106V104L198 105ZM202 106V105H201ZM24 108V107H23ZM66 108V107H65ZM207 108V109H208ZM224 109V108H223ZM228 109V110H227ZM5 111L7 109H4ZM101 111V112H98V111ZM135 110V109H134ZM225 110V109H224ZM38 111V110H37ZM64 111V110H62ZM69 111V110H68ZM9 112V113H8ZM228 112V113H227ZM4 113V111H3ZM6 113V112H5ZM36 113V112H35ZM38 113V112H37ZM226 113L228 115V119L227 120V116H226ZM156 116L158 118H162V115L160 114V110H157L155 112ZM3 115V114H1ZM5 115V114H4ZM63 115V114H62ZM38 116V115H37ZM123 116V115H122ZM216 116V117H218ZM42 117H40L42 119ZM124 117V116H123ZM63 118V117H61ZM155 118V117H154ZM156 118V119H158ZM239 118V116H238ZM59 119V117L57 118ZM64 119V118H63ZM62 119V120H63ZM118 119V118H117ZM214 119V118H213ZM76 120V119H75ZM83 120V121H84ZM121 120V119H120ZM123 120V119H122ZM216 120V119H215ZM240 120V118H239ZM261 120H264V119H261ZM260 120V121H261ZM0 121V122H1ZM77 121V120H76ZM119 121V120H117ZM241 121V120H240ZM38 122V121H36ZM57 121H55V124H56ZM64 122V121H63ZM66 122V120H65ZM78 122H80L78 120ZM77 122V123H78ZM121 122V121H119ZM60 125L63 124L61 122H58ZM215 123V124H214ZM54 124V123H53ZM52 124V125H53ZM66 125H68L67 123H65ZM64 124V126H65ZM237 124V125H238ZM264 124V123H263ZM39 124H37L38 126ZM50 125V124H49ZM120 125V124H119ZM2 126V125H1ZM3 126V127H4ZM56 126V125H55ZM63 126V125H62ZM77 126V125H76ZM118 126V125H117ZM173 126H168L167 125V128H173ZM227 126V125H226ZM41 127V126H40ZM59 126H57V129L59 131V129L61 128H58ZM79 127V126H78ZM104 127V126H103ZM107 127V126H106ZM232 127V126H231ZM262 127V126H261ZM2 128V127H1ZM52 128V127H51ZM53 128H54V125H53ZM63 128V127H62ZM236 129V127H233ZM56 129V130H57ZM81 129V128H80ZM227 130V128L225 127L224 130ZM230 129V127H229ZM228 129V130H229ZM234 129V130H235ZM239 129V128H238ZM235 130V133L237 131V134H239L240 131ZM5 130V129H4ZM46 130V129H45ZM51 130V129H48V131ZM78 130V129H77ZM102 130V129H101ZM121 130V129H120ZM232 130V129H231ZM229 130V131H231ZM69 131V132H68ZM221 131V132H220ZM242 131V130H241ZM7 132L5 133L6 134V137H7ZM76 132V128L75 127H64L61 131H60V134L63 135V134H67V135H71L73 136L72 138V141L76 142V141H80L83 143L84 146H87L89 147L90 149H92L94 151V140L92 142V139L90 136H77L75 135L74 133ZM105 132L106 134H108L105 130L103 131ZM244 132V131H243ZM42 133V134H41ZM44 133V134H43ZM48 133V132H47ZM50 133V131H49ZM227 133V132H225ZM234 133V134H235ZM241 133V132H240ZM19 134H21V136L23 134H26L24 135L25 137H27V140L29 143L26 142V144L22 143L24 142V140L22 139V141H20L18 139V136ZM248 134V133H247ZM58 135H59V132H58ZM60 135V136H61ZM104 135V134H103ZM239 135H242V134H239ZM50 136V137H49ZM75 136V137H74ZM116 136V135H115ZM237 136V135H236ZM253 136V135H251ZM264 136V135H263ZM9 137V136H8ZM23 137V136H22ZM239 137V136H238ZM24 138V137H23ZM47 138L51 139L52 140H47ZM69 138V137H68ZM102 138V137H101ZM13 139V138H12ZM11 139V140H12ZM57 140V138H55ZM237 139L234 138V140ZM5 140H7L5 138ZM9 140V139H8ZM13 140V141H15ZM26 140V141H27ZM232 141H234L233 139H231ZM231 140H229L228 142H230ZM49 141H52L51 142V146H49ZM55 141V140H54ZM236 141V140H235ZM9 142V141H8ZM59 142V141H57ZM11 143V141H10ZM14 142H12V145ZM63 143V142H62ZM177 143V142H176ZM216 143V142H215ZM214 143V144H215ZM240 143V142H239ZM236 142H234V144H229L231 146H229L226 142V145H228L230 147V149H225L223 147L219 146L216 148V149H211L209 150V148L206 150L204 149L206 152H205V157L203 159V162H195L193 164H191L188 168L189 170V174H190V179L191 181L189 183H186L185 179L183 178L182 176V172L180 173L177 169H175V165L173 164H169L167 166H163V164H160V163H157L154 167H152L151 169L149 170H145V171H141V172H136L135 173V178H137V182L133 183L132 185H136V184H139V183H142V182H146V181H150L151 179H160L163 183V185H155L153 187H150L152 190H155V191H163L165 193L169 192L170 188H172L174 185H177L178 186V190H179V196L176 197V201L177 203L171 205V208H173V210L177 211V210H184V211H187L188 213L189 212H193V209H192V205L191 203L192 202H195L193 204V206L198 205V208L197 210L200 212L199 213V216H200V219L197 220V221H201L203 218L206 220L205 224L204 225H200L201 226V231L199 232L200 234L196 235V236H190L189 233L187 232V230L185 229V227H183V229L180 231V232H177V233H174V232H167L165 231V233L162 234L161 237L157 238V236L155 234H153L151 232V228H152V224H155L154 227L158 228V229H163L165 226H172V225H175L176 222H174L173 220H165L161 215H150V216H146L145 218L143 217H140V218H137V219H134L133 220V223H132V234L130 235L129 237V240L134 242V243H137V244H141V243H146L147 245L146 246H153L156 248V250H158L160 253H167V254H173V253H176L178 255H182V254H185L186 251L188 250L189 247H192L193 250H192V253L194 256L197 255L196 251H201L204 250L205 252V249L209 250L210 253H216V252H221L220 255H215L213 257V259H208L207 258H203L201 260V264H246V263H243L240 259H239V254L237 252L238 248L237 247H234V243H236V237L238 239L237 243L239 242V240L241 239V236L239 235V232L242 233L241 231V227H240V224H239V220H240V217L238 215H236V207H237V202H238V197H237V194L240 193V191L243 189V188H247V192H248V196L250 197V201L247 203L246 205V209L249 211L248 212V218L249 219H259L261 217V214H262V211L259 209V199H260V194H261V190L263 189V187L261 186L263 183L261 182L262 180H260V178H264V167L262 166V162H264V156H259V155H256L254 154L253 152H255V150H258V151H261L264 153V139H257V140H254L253 141V144H248V143H244V144H239ZM58 144V143H57ZM206 144H203L206 146ZM213 146H212V145ZM11 145V146H12ZM54 145H53V148H54ZM61 145V143L59 144ZM57 145V146H59ZM73 145V144H71ZM176 145V144H175ZM16 146V147H17ZM70 146V145H69ZM98 146V145H97ZM178 146V144L176 145ZM203 146V147H205ZM209 145H207L206 147H208ZM225 146V145H224ZM14 147V146H12ZM63 146H61L62 148ZM73 147H76V146H73ZM198 147V146H197ZM11 148V147H9ZM59 148V147H58ZM72 148V146H71ZM219 148V149H218ZM15 149V147H14ZM52 149V147L50 148V150ZM57 150V148H55ZM63 149V148H62ZM66 149H69V148H66ZM202 149V147H201ZM56 150L54 153H56ZM59 150V149H58ZM57 150V151H58ZM170 150V149H169ZM199 150V149H198ZM47 151V152H46ZM53 151V150H52ZM52 151H50L52 153ZM60 152L62 150H59ZM58 151V152H59ZM45 152H46V155H45ZM67 150H65L64 153H66ZM80 152V151H79ZM248 152L252 153V157L256 158L255 160L252 159V157L248 154ZM51 154V158L52 156H55ZM61 154V158L64 162L68 163V166L71 170H74L75 168V155L77 154V149H71V151L69 152V154H63V153H60ZM226 155H231L233 158H235L238 162H247V161H251L250 164H245L243 165L242 167H237V166H233V165H227L225 166L224 165V162H222V157L223 156H226ZM60 157H59V161H60ZM4 158V157H3ZM195 160V159H194ZM58 161V162H59ZM233 162V161H232ZM7 164V163H6ZM228 164V163H227ZM264 164V163H263ZM11 166H10V169H11ZM7 167V166H6ZM5 170V169H4ZM3 170V171H4ZM12 172H13V168L11 169ZM15 170V169H14ZM220 170H223L224 174H221L219 175V172ZM2 171V172H3ZM9 171V169L7 170ZM16 171V170H15ZM16 171V172H17ZM6 172V171H4ZM236 172H239L243 175H249V177H251L254 182H255V185L253 186H250V187H245V185H243L244 183H241L240 181H238L237 185H234V184H230L228 182V179L227 177L229 176H232V175H236ZM9 173H7L8 175ZM4 175H6V173L2 174L3 177H5ZM6 175V178H10ZM13 175V174H11ZM9 174V176H11ZM14 175L15 172H14ZM242 175V176H243ZM2 177V178H3ZM14 177V176H13ZM236 177V176H235ZM241 177V176H240ZM245 177V176H244ZM83 178H84V181H83V184L75 181V178L74 177H70L69 179L66 178V181L65 182H62V186H58L57 188H52V190L49 192L48 191V194L46 195V193L42 192L40 194L43 193V196L44 198L39 197L38 196V199L42 198V200H38L37 197L36 199H34V197H32L34 199V201H31L29 198H26V201L27 203H24V205H18V200L19 198L21 197H18V199L16 198L17 196H14L12 195L13 197H11V194L9 195V197H6L7 194L3 195L1 192H0V222H4V224H1L0 225V246H5V248H1L3 249L5 253H7V255L10 253V255H8L9 257V261L12 263L14 261H11V257H12V250H13V255H15L14 253V249L15 251L17 249L19 250H22V249H25L27 247V245L29 244V242L32 243V235L36 234L39 229V226H35L36 224L33 225V221H35L34 219H32L33 217H31L32 215H34L38 210H42V214L40 215H37L38 218L40 219V221H42V224L45 225V223L47 222L46 219H48L47 217L49 216H63L64 214L68 213L71 215V213H76L74 212L76 210V206L78 205H83V207L81 208H84L86 207L87 208H92V206L94 205L93 202H90L91 198L92 199H95L94 197H96L97 194L100 193L99 190H94L92 188H90L89 186H87L88 182L90 181L91 182V175H89L88 173L84 172V175H83ZM4 179V178H3ZM11 179V178H10ZM9 181L7 180V182H13V180H10ZM14 179V178H12ZM239 179V178H238ZM241 179V178H240ZM239 179V180H240ZM250 179V178H248ZM5 180V179H4ZM3 180V181H4ZM15 180V179H14ZM63 180V179H62ZM245 180H247V178H245ZM264 180V179H263ZM2 181V180H0ZM18 181V180H17ZM243 181V180H242ZM251 181V180H250ZM15 182V181H14ZM13 182V183H14ZM247 182V181H246ZM245 182V183H246ZM253 182V181H252ZM1 183V182H0ZM12 183V184H13ZM59 183V182H58ZM251 184V183H249ZM253 184V183H252ZM1 185V184H0ZM7 185H9L7 183ZM15 185V184H14ZM12 185V186H14ZM24 185L26 186V184L24 183ZM91 185V184H90ZM214 185L216 186H223L225 188V197L223 196L224 200L225 198L227 200L223 201V200H220L222 199L221 196L219 197H215L214 201L213 202H210L213 200L212 197H210V199L212 198V200H210L208 202V204L206 206H203L202 204H200L199 202H197L196 200H193L190 198V194H189V191L190 190H197V188H199L200 186H206V187H213ZM11 186V187H12ZM16 186H19L21 187V185H17ZM15 186V187H16ZM264 186V184H263ZM4 187V186H3ZM6 184H5V188H3L2 190H7L6 189ZM11 187L9 185V188L11 190ZM19 187L17 188V190L19 189ZM27 187V186H26ZM44 187V186H43ZM47 187V188H49ZM262 187V188H261ZM2 188V187H0ZM8 188V187H7ZM8 188V189H9ZM13 188V187H12ZM21 188H24L23 186ZM20 188V189H21ZM46 188V187H45ZM43 188V189H45ZM215 188V187H214ZM15 190V188H13ZM50 189V188H49ZM140 189V188H139ZM212 189V188H211ZM1 190V189H0ZM4 190V191H5ZM14 190H11L10 193H13ZM24 190V189H23ZM107 190V189H105ZM105 190L102 192H105ZM205 190V189H204ZM213 190V189H212ZM222 190V189H221ZM16 191V190H15ZM14 191V192H15ZM19 191V190H18ZM21 191V190H20ZM19 191V192H20ZM40 191V190H39ZM215 191V190H214ZM243 191H246V190H243ZM9 192V190H7V193ZM18 192V193H19ZM6 193V192H5ZM17 193V194H18ZM24 193V191H23ZM39 193V192H38ZM108 193L105 192L103 195H106ZM16 195V193H14ZM82 194L83 195V198L82 199H79L78 198V195ZM219 194V193H218ZM21 195H22V191H21ZM36 195V194H35ZM38 195V194H37ZM102 193H100V195L98 196H101ZM102 195V196H103ZM217 195V194H216ZM240 195V194H239ZM242 195V194H241ZM108 196V194H107ZM183 197V200L181 199ZM228 196H232V197H228ZM247 196V195H246ZM14 197L16 198L14 200V203L15 201L17 205H14L12 203V199H14ZM29 197V196H28ZM159 197V196H158ZM166 197V196H165ZM214 197V196H213ZM241 197V196H240ZM8 198L11 200H8ZM107 197H101V198H98V200H101V201H106ZM199 199V198H198ZM243 199V197H242ZM241 199V200H242ZM23 200V199H22ZM37 200V201H36ZM209 200V199H207ZM240 200V199H239ZM245 200V199H244ZM170 201V200H169ZM11 202V203H10ZM24 202V200H23ZM30 202V203H29ZM156 202V201H155ZM173 202V201H172ZM20 203V202H19ZM22 203V201H21ZM168 204V203H167ZM205 204V203H204ZM14 205V206H13ZM13 206V208L15 210H19V214L21 213V215L23 214V217L21 218H17L13 215V212L10 211ZM244 206V204H243ZM78 207V208H79ZM9 208H11L9 210ZM167 208V207H166ZM170 208V207H169ZM170 208V209H171ZM244 208V207H243ZM30 209V210H29ZM81 210V209H80ZM164 210V209H163ZM196 210V208H195ZM196 210V212H198ZM29 211V212H28ZM77 211V210H76ZM27 212V213H26ZM195 212V211H194ZM223 212H228L230 213L231 215V218H228L227 214L225 215ZM179 213V212H177ZM181 213V212H180ZM37 214V213H36ZM37 216L35 215L34 218H37ZM73 216V215H72ZM90 216V215H89ZM20 217V215H19ZM64 217V216H63ZM67 219L68 217H71V216H66ZM56 218V217H55ZM78 218V217H77ZM85 218V217H83ZM90 218V217H89ZM39 219H37L39 221ZM59 219V218H58ZM58 219L56 218L55 220L58 221ZM61 219V218H60ZM65 219V218H64ZM64 219L62 218V220L64 221ZM66 219V220H67ZM91 219V218H90ZM203 219V220H204ZM50 220V219H49ZM48 220V222H50ZM51 220H54V219H51ZM71 220H72V217H71ZM56 221V223H57ZM61 221V222H63ZM68 221H70L68 219ZM67 221V222H68ZM73 221V220H72ZM47 222V223H48ZM53 222V221H52ZM60 222V221H59ZM35 223H37L35 221ZM41 223V222H40ZM51 223V222H50ZM72 223V222H71ZM70 223V224H71ZM181 223H185V221H181ZM263 223V222H262ZM151 224V225H149ZM38 225H41L38 223ZM74 225V224H73ZM71 226L68 224V226L70 228L73 227L74 229V226ZM86 225V224H85ZM104 225V224H103ZM101 225L98 229L94 230L93 231V234L91 235L90 233L92 232V230L89 231L86 230V232H84V230H80L78 229V231L76 230H72L70 229V231H68L69 229L67 230H64V232H67L66 234L67 235H62L63 236V239L66 241V242H72L73 244L76 245V247L74 248V250H70L69 253L71 255H73L74 257H79L82 256L86 258H83V259H86L87 261L86 262H89L88 264H112L111 262L113 261L111 258H110V252L107 253L105 246L104 244H101L100 243H97V239L99 237H102L104 236V234L106 233V228ZM53 226V225H52ZM199 226V225H198ZM244 226V225H243ZM263 226V225H262ZM46 227V225H45ZM44 227V229H45ZM49 226H47L48 228ZM77 227V226H76ZM240 227V229H239ZM261 227V226H260ZM46 228V229H47ZM50 228V227H49ZM41 229V228H40ZM45 229V230H46ZM64 229V228H63ZM85 229V228H83ZM130 229V230H131ZM169 229V228H168ZM247 229V228H246ZM264 229V228H263ZM44 230V231H45ZM171 230V229H170ZM248 230V229H247ZM40 231V230H39ZM42 232H43V229H42ZM249 232V231H248ZM245 229L243 230V236L245 233H248ZM39 233V232H38ZM41 234V233H40ZM65 234V233H64ZM29 235H31L29 237ZM118 235V234H117ZM35 236V235H34ZM33 236V237H34ZM54 236V235H53ZM246 236V235H245ZM251 236V235H250ZM38 237V236H37ZM79 237H83L84 238V242L83 241H80V238ZM107 237V236H105ZM112 237V236H111ZM115 237V236H114ZM247 237V236H246ZM60 238V237H59ZM103 238V237H102ZM222 238H226L225 241L221 240ZM240 238V239H239ZM245 238V237H244ZM35 239V238H34ZM49 239V238H47ZM105 240L108 241V243H111L113 240H111V238H104ZM248 239V238H247ZM36 240V239H35ZM39 240V238H38ZM41 240V239H40ZM46 240V239H45ZM82 240V238H81ZM100 240V239H99ZM103 240V239H102ZM105 240H103L102 242H104ZM115 241L113 242H116V240L118 239H114ZM34 241V240H33ZM44 241V240H42ZM41 241V242H42ZM49 241V240H48ZM241 243H242V239L240 240ZM245 241V240H244ZM36 242V241H35ZM34 242V243H35ZM52 245V242L49 241ZM101 242V243H102ZM43 243V242H42ZM40 243V244H42ZM48 243V242H47ZM46 243V244H47ZM39 244V245H40ZM45 244V245H46ZM70 244V243H69ZM98 244V246L96 245ZM119 244V243H118ZM132 244V243H131ZM239 244V243H238ZM106 245V243H105ZM112 245V244H111ZM110 245V246H111ZM143 245V244H142ZM240 245V244H239ZM29 246V245H28ZM35 246V245H34ZM37 246V245H36ZM43 246H44V243H43ZM241 246V245H240ZM25 247V248H24ZM39 247V246H38ZM36 247V248H38ZM42 247V246H41ZM53 247V246H52ZM142 247V246H141ZM36 249L35 247L32 246V249ZM49 248V247H47ZM51 248V247H50ZM49 248V249H50ZM27 249V248H26ZM25 249V251H26ZM29 249V248H28ZM27 249V250H28ZM28 250V253L29 251H33V250ZM17 250V251H19ZM41 250V249H40ZM51 250V249H50ZM69 250V249H68ZM150 250V249H149ZM233 250L235 251V253H233ZM39 251V250H38ZM43 251V250H42ZM55 251V250H54ZM153 251V250H152ZM250 251V250H249ZM21 252V251H20ZM49 252V250L47 251ZM51 252V251H50ZM67 252V251H66ZM200 252V253H201ZM207 252V251H206ZM232 252V253H231ZM240 252V250H239ZM257 251H255L253 254H256ZM263 252V251H262ZM21 253H24V251L22 250ZM21 253L18 252V255H20ZM27 253V252H26ZM25 253V254H26ZM44 253V252H43ZM46 253V252H45ZM44 253L43 256H45L46 254ZM199 253V252H198ZM209 253V254H210ZM20 255L21 257L22 256H27V255ZM30 254V253H29ZM33 254V252L31 253ZM30 254V255H31ZM57 255V253H55ZM61 254V253H60ZM109 254V255H108ZM187 254V253H186ZM259 254V253H258ZM3 255H6V254H3ZM34 255H35V252L33 254V258H34ZM38 255L39 257V254L36 253V256ZM51 255V254H50ZM50 255H46L50 258L51 260V257ZM54 255V254H53ZM52 255V256H53ZM84 255V256H83ZM214 255V254H213ZM250 255V254H249ZM264 255V254H263ZM11 256V257H10ZM32 256V255H31ZM30 256V258H31ZM42 256V255H41ZM40 256V257H41ZM143 256V255H142ZM192 256V255H191ZM224 256H227V258L225 259ZM259 256V255H258ZM1 258H3L2 256H0ZM55 257V255H54ZM65 257V255H64ZM81 257V258H82ZM111 257H114V255H112ZM150 259H151V263L150 264H166L162 261H160L159 259V253L156 252L154 254H150L149 255ZM250 257V256H248ZM256 257V256H255ZM5 259L7 257H4ZM3 259H0L1 262ZM14 258V256H13ZM12 258V259H13ZM16 258V257H15ZM14 258V260H16ZM18 258V256H17ZM28 258V257H27ZM45 258V261L49 260V258ZM58 258V256H57ZM78 258V260H79ZM163 258V257H162ZM212 258V257H211ZM241 258V257H240ZM36 259H38L36 257ZM41 259V258H39ZM47 259V260H46ZM82 259V261H83ZM165 259V258H164ZM252 259V258H251ZM22 260V259H20ZM29 260V259H28ZM27 260V261H28ZM56 260V259H55ZM81 260V259H80ZM173 260V259H172ZM35 261V260H34ZM33 263L35 264V261ZM40 261V260H38ZM54 261V260H53ZM52 261V262H53ZM69 263V260H67ZM76 262V260H74ZM167 261V260H166ZM171 261V260H170ZM0 262V263H1ZM4 264H7L6 261H3ZM2 262V263H3ZM18 261H16L17 263ZM23 262V260H22ZM19 261V263H22ZM51 261H47V263ZM60 262V261H59ZM63 261L61 260V263ZM73 262V261H72ZM74 262V263H75ZM81 262V261H79ZM116 262V261H115ZM118 262V261H117ZM194 262V261H193ZM200 262V261H199ZM249 262V261H248ZM251 262V261H250ZM253 262V261H252ZM15 263V262H14ZM12 263V264H14ZM30 263V261H29ZM38 263H44L42 260ZM46 263V262H45ZM64 263V262H63ZM66 263V261H65ZM64 263V264H65ZM66 263V264H67ZM84 263V261H83ZM256 263V262H255ZM10 264V263H9ZM56 264H58V261L56 262ZM71 264V263H69ZM73 264V263H72ZM79 264V263H77ZM82 264V263H80ZM195 264V263H194ZM260 264V263H259ZM262 264V263H261Z\"/></svg>",
	"mask_w": 264,
	"mask_h": 264
}]
</instances>
